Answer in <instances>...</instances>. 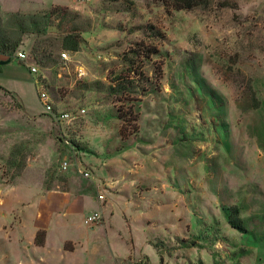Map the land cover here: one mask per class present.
<instances>
[{
  "label": "rangeland",
  "instance_id": "rangeland-1",
  "mask_svg": "<svg viewBox=\"0 0 264 264\" xmlns=\"http://www.w3.org/2000/svg\"><path fill=\"white\" fill-rule=\"evenodd\" d=\"M61 1L0 7V264H264V0Z\"/></svg>",
  "mask_w": 264,
  "mask_h": 264
},
{
  "label": "trees",
  "instance_id": "trees-1",
  "mask_svg": "<svg viewBox=\"0 0 264 264\" xmlns=\"http://www.w3.org/2000/svg\"><path fill=\"white\" fill-rule=\"evenodd\" d=\"M154 3H160L162 4L165 8L167 9H174V10H192V9H196V8H207L209 7L214 0H153ZM79 45V42H76L74 45V48H77ZM16 46L13 48L15 49ZM158 50L155 48H150V47H145V45H139L138 46V51L135 52V54L137 56H140L142 58H147L150 57L154 54H157ZM6 51L5 50H0V54H5ZM140 77L142 75V73H139ZM121 78H119L120 80ZM116 82V81H115ZM113 92H119L122 93L125 96V93L128 92L126 90L125 86H122L121 84H116L114 87L110 88ZM130 93V92H129ZM133 93V92H132ZM119 120L122 121V126H121V136L124 137L126 136V119L124 118L123 115H120ZM135 121H137V118L135 119ZM136 125V124H135ZM132 129V133H130L129 135H135L136 133H138V127L137 126H131ZM233 227H235V224H232Z\"/></svg>",
  "mask_w": 264,
  "mask_h": 264
},
{
  "label": "built area",
  "instance_id": "built-area-1",
  "mask_svg": "<svg viewBox=\"0 0 264 264\" xmlns=\"http://www.w3.org/2000/svg\"><path fill=\"white\" fill-rule=\"evenodd\" d=\"M63 58H67V54H62ZM17 58L23 62H26L27 56L23 52L17 53ZM29 72L31 74H36L38 72V67L36 66H30L28 65ZM37 84V97L38 100L40 101L44 111L50 115H52L54 118H57L58 120H64L69 118V114L64 113V114H58L56 117L57 113L55 110V102L53 97L48 93V91L45 90L43 83H39L38 81L36 82ZM64 168H67V163H64ZM81 174L84 177H89V172L87 171H82ZM97 218V216H91L88 218L87 221L92 222Z\"/></svg>",
  "mask_w": 264,
  "mask_h": 264
},
{
  "label": "crops",
  "instance_id": "crops-1",
  "mask_svg": "<svg viewBox=\"0 0 264 264\" xmlns=\"http://www.w3.org/2000/svg\"><path fill=\"white\" fill-rule=\"evenodd\" d=\"M31 2H34L35 4L39 3L40 5H44V6H49V5L52 6L54 4L66 5V3L61 0H0V7L7 8L10 11H21ZM0 79H3V77H1Z\"/></svg>",
  "mask_w": 264,
  "mask_h": 264
},
{
  "label": "water",
  "instance_id": "water-1",
  "mask_svg": "<svg viewBox=\"0 0 264 264\" xmlns=\"http://www.w3.org/2000/svg\"><path fill=\"white\" fill-rule=\"evenodd\" d=\"M3 64H9L10 63V60H7V61H4V62H1Z\"/></svg>",
  "mask_w": 264,
  "mask_h": 264
}]
</instances>
